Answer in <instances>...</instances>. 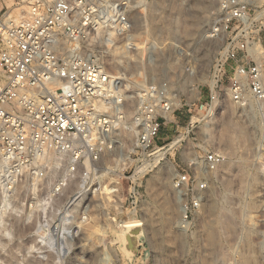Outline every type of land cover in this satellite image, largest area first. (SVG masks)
<instances>
[{
    "label": "rangeland",
    "instance_id": "obj_1",
    "mask_svg": "<svg viewBox=\"0 0 264 264\" xmlns=\"http://www.w3.org/2000/svg\"><path fill=\"white\" fill-rule=\"evenodd\" d=\"M114 1L129 19L131 30L122 40L129 52L107 51L104 65L117 77L128 121L134 106L152 95L148 90L166 83L175 110L159 134L164 155L157 159L152 154L157 148L131 155L135 135L122 130L116 136L119 148L102 154L88 177L84 163L74 165L72 180L49 200V188L71 168L65 158L33 210L28 209L31 191L19 186L8 205L5 224L12 240L0 250V264H246L250 255L252 264H264V105L243 108L227 89L218 92L217 103L208 99V85L219 75L215 61L238 30L222 29L219 0ZM257 4L264 8V0ZM207 152L223 155L215 170L198 166ZM185 172L205 178L208 187L182 229L177 224L182 195L172 180ZM44 198L50 201L45 213ZM250 200H255L252 209ZM244 206L251 219L241 220ZM225 212L235 216V235L227 229ZM129 219L140 222L120 225Z\"/></svg>",
    "mask_w": 264,
    "mask_h": 264
},
{
    "label": "built area",
    "instance_id": "obj_2",
    "mask_svg": "<svg viewBox=\"0 0 264 264\" xmlns=\"http://www.w3.org/2000/svg\"><path fill=\"white\" fill-rule=\"evenodd\" d=\"M121 7L114 0H0V186L6 200L0 204V232L19 186L31 191L28 209L36 206L54 156L70 158V170L84 163L88 177L102 154L119 148L122 130L135 131L131 155L164 148L160 130L175 110L166 83L150 88L152 95L134 106L128 121L117 77L104 65L107 51L129 52L122 40L131 27ZM218 15L222 29L239 35L229 38L215 61L219 75L208 85L210 105L227 89L243 108L262 107L264 8L257 0H219ZM223 160L207 152L198 166L212 171ZM66 182L57 180L50 196L59 195ZM172 183L187 223L203 204L208 181L185 172Z\"/></svg>",
    "mask_w": 264,
    "mask_h": 264
},
{
    "label": "bare ground",
    "instance_id": "obj_3",
    "mask_svg": "<svg viewBox=\"0 0 264 264\" xmlns=\"http://www.w3.org/2000/svg\"><path fill=\"white\" fill-rule=\"evenodd\" d=\"M217 29V28H216ZM215 30V28H211V30L209 31V32H213ZM208 35H209V33H208ZM190 89L191 90H193L194 92L196 91V87H194V86H192L191 85V87H190ZM197 92V91H196ZM215 102V101H214ZM232 105V104H231ZM263 105H264V102H263ZM263 107V106H262ZM233 108V107H232ZM263 110V109H262ZM259 112V111H258ZM261 113V112H260ZM263 113V112H262ZM263 115V114H262ZM197 118V117H196ZM195 118V119H196ZM241 131V130H240ZM134 133H135V131L133 130V129H130L129 130V134L130 135H134ZM237 140H238V142L241 144V143H243L244 144V140H243V134H241V135H238L237 136ZM242 145V144H241ZM152 154H156L155 156H156V158L158 159H160L161 157H163V155H164V152H161V148H157ZM63 159H65V157H62V156H54V158L52 159V170H51V172H50V177L51 176H53V175H55L58 171H57V168H58V166H60V164L64 161ZM66 160H68V162H72L71 161V159L70 158H66ZM67 162V161H66ZM0 163H1V160H0ZM69 170L70 169H67V171H66V173H64V175L63 176H65V179H69L68 181H67V184H68V182H70L71 180H70V177H71V174H70V172H69ZM245 172V171H244ZM64 178V177H63ZM81 182V181H80ZM48 184H50V183H48ZM66 187V186H65ZM251 187V186H250ZM63 189H64V187H63ZM20 191V190H19ZM250 191H252V188H251V190ZM4 194V189L2 188V186H0V198H1V196ZM250 195H252L251 196V198L252 199H254V194H253V192L250 194ZM47 198L49 199L50 198V188H49V190H48V192H47ZM256 197V196H255ZM47 198H44L43 199V203H42V212L43 213H45V211L47 210V208L49 207V205H50V199L49 200H46ZM2 199V201H1V203L4 201L5 203H6V200L2 197L1 198ZM256 199V198H255ZM251 201V200H250ZM255 201V200H254ZM254 201H251L249 204H248V206L249 207H247L248 209L249 208H253V207H255V203H254ZM249 202V201H248ZM257 202V201H256ZM10 205V204H9ZM257 207V206H256ZM245 206H244V208H243V210H241L242 211V219L241 220H243L245 217L248 219L249 217H250V219H251V217L252 216H248L247 217V215H245ZM246 208V209H247ZM247 209V210H248ZM228 210V209H227ZM31 211V210H30ZM15 212H17V211H15ZM249 212V211H248ZM226 213V212H225ZM30 214V213H29ZM29 214L28 215H26L25 217L26 218H29ZM238 215H240V214H238ZM17 216H20L21 217V215H17ZM225 221H226V224H227V229H229V231L230 232H232V234L233 235H235L233 232L235 231V216H234V214L233 213H231V212H227L226 213V215H225V218H223ZM236 220H238V219H236ZM139 220H135V219H129V220H124V221H122L121 223H120V225L121 226H134V225H136V224H139ZM6 223V222H5ZM247 223V222H246ZM177 224H178V226L180 227V228H182V229H184L186 226H187V224L182 220V218L180 219V220H178L177 221ZM220 224V223H219ZM237 224V223H236ZM45 225V224H44ZM46 226H47V224H46ZM42 226H41V222H39V225H38V227H37V231H39L40 230V228H41ZM250 232V230L249 229H247L246 231H245V234L247 233V232ZM242 232H244V231H242ZM244 234V233H243ZM247 235V234H246ZM245 235V236H246ZM250 235V234H249ZM53 235H52V233H50L49 234V236L47 237V243L48 244H50L49 246H52V244L54 243V241H53V243L51 244V242H52V240H53V237H52ZM12 240V232H11V229L9 228V227H7V225L6 224H4L3 226H2V229H1V238H0V250H2V251H4L6 248H7V246L9 247V244H10V241ZM48 246V247H49ZM54 246V245H53ZM47 247V248H48ZM8 249V248H7ZM8 251V250H7ZM245 263L246 264H252V259H251V255L249 256V257H246L245 258Z\"/></svg>",
    "mask_w": 264,
    "mask_h": 264
}]
</instances>
